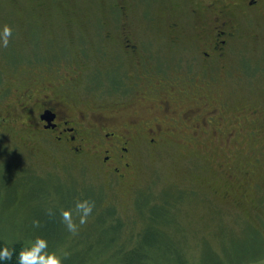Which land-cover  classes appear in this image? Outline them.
Masks as SVG:
<instances>
[{"label":"rangeland","instance_id":"1","mask_svg":"<svg viewBox=\"0 0 264 264\" xmlns=\"http://www.w3.org/2000/svg\"><path fill=\"white\" fill-rule=\"evenodd\" d=\"M222 1L230 6L234 0H0L2 111L33 81L57 83L61 73L78 68L76 89L66 92L79 109L101 111L118 128L137 117L151 120L173 87L170 102L178 112L206 96L228 114L262 113L246 120V132L232 140L227 121L216 138L179 126L156 146L136 140L132 169L120 182L92 156L73 160L30 138L12 107L17 123L0 133L1 237L27 239L41 249L45 244L37 241H46L62 264H120L139 247L147 226L137 207L147 201L148 217L168 207L160 227L164 242L188 264H264V0L252 21L228 8L241 25L238 37L227 58L205 70L204 31L197 23L205 5ZM128 31L137 45L133 55L125 53ZM189 77L200 83L183 90ZM162 80L165 86L158 85ZM209 80L217 81L206 87ZM52 182L101 193L122 227L112 223L118 227L111 231V222L94 223L89 211L67 218L65 208L56 212L40 203L42 195L53 199L47 195Z\"/></svg>","mask_w":264,"mask_h":264},{"label":"flooded vegetation","instance_id":"2","mask_svg":"<svg viewBox=\"0 0 264 264\" xmlns=\"http://www.w3.org/2000/svg\"><path fill=\"white\" fill-rule=\"evenodd\" d=\"M261 4L262 0H234L230 6L223 1L218 7L217 3L205 5L197 23L204 31L199 49L207 65L205 70L214 69L216 62L227 58L233 42L238 37L241 25L237 24L235 15L229 14L228 8L232 6L230 11L237 14L245 13L252 21V14L259 11ZM131 36L129 31L128 34L126 32L123 34L127 55L136 54L137 51V45ZM137 64L139 62L135 63V66ZM79 74V69L73 68L70 72L61 73L60 82L57 83L33 81L15 96L10 105L4 106L7 110L0 109V133L3 129L13 128L17 123L15 112L10 110L15 107L21 114L19 119L25 120L24 123L18 124L30 138L54 148L56 152L63 151V154H68L73 160L82 161L85 157L92 156L111 180L121 182L126 179L135 161L136 157L132 150L136 140L150 147L156 146L164 137L178 134L179 126L193 129V136L201 132H211L216 138L223 133L222 127L226 121L232 123L231 129L225 130L229 132L228 140H232L246 132L244 127L246 120L255 121L262 116L260 111L228 114L225 109L218 108L215 101L210 102L206 96L198 97L194 107L178 112L172 108L170 102L171 96L175 93L173 87L161 98L158 103L161 112L155 116L151 115L153 117L151 120L141 121L137 117V120L128 121L122 128H118L116 126L119 124H114L105 113L93 109L81 110L76 102H73V97L66 91L72 87L76 89L73 83ZM42 76L44 74H41ZM164 80L159 81L158 85L165 86ZM215 81L217 80H209L206 87ZM199 83V80L189 77L181 88L183 90L192 86L197 88ZM63 88L67 89L61 92ZM204 109L206 113L202 115L201 110Z\"/></svg>","mask_w":264,"mask_h":264},{"label":"trees","instance_id":"3","mask_svg":"<svg viewBox=\"0 0 264 264\" xmlns=\"http://www.w3.org/2000/svg\"><path fill=\"white\" fill-rule=\"evenodd\" d=\"M8 90L9 89L3 91L5 95L10 93ZM48 186V189L50 188L49 191L47 188L45 190L49 192L47 194L49 197H51L50 195H53V199H49L47 196L45 197V195H42L39 198V202L49 207H53L56 212L60 210V208H65L67 218H69L73 213H78L79 210L81 213L84 211L88 212L90 208L91 210L89 213L92 216H95L96 221H94V223L101 222L104 225H108V223L111 222L109 223L111 224V231L113 228H117L118 225L122 227L119 221H113L115 218H118L116 210L112 208V206L102 204L103 196L101 193H97L93 190L81 192L75 187L65 188L55 182H52V184ZM144 203L147 204V201ZM144 203L141 204L139 202L137 212L141 215L147 228L140 232L139 238L141 239V242L139 243V247L131 249V253L127 254L126 257H123L120 264H188L179 251H175L170 244L164 242L165 236L161 233L160 229L162 228L160 227L168 218V207L162 205L164 210L159 208L152 209L149 211L151 214L149 213L150 217H148L146 214L148 211L147 205ZM112 223L118 224L117 227H113ZM107 225L106 227L108 228ZM1 235L0 252L7 247L9 250L15 249V254L12 256L11 260L0 259V264H17V259L21 250L25 248L33 249V246H31L25 238V240L5 239L1 237ZM60 236L61 235L54 236L55 239L51 236V238L54 239L53 249L57 243L60 242ZM159 237H161L162 240L160 242ZM40 247L41 246L39 245L34 248L26 264H46L47 257L45 253L50 255L52 251L48 252L47 247L44 245L42 249ZM44 250H47V252L44 253ZM60 258L62 260V257ZM75 260L78 259L76 258Z\"/></svg>","mask_w":264,"mask_h":264},{"label":"clouds","instance_id":"4","mask_svg":"<svg viewBox=\"0 0 264 264\" xmlns=\"http://www.w3.org/2000/svg\"><path fill=\"white\" fill-rule=\"evenodd\" d=\"M5 33L7 34H11V27L10 26H5ZM91 209L89 208V211ZM86 220L85 219H81V223H85ZM34 225L36 227H39V221H35ZM70 230L75 231V227L73 226V228H71ZM39 243H44L46 246V241H42V240H38L37 244ZM36 247V245L33 246V249H28L25 248L23 250L20 251L18 259H17V264H26V262L29 259V256L31 254V252L34 250V248ZM15 254V249L9 250L7 247H5L3 249L2 252H0V259H5V260H11L12 256ZM46 257H47V261L46 264H62L61 258L56 256L54 253L53 254H47L45 253Z\"/></svg>","mask_w":264,"mask_h":264}]
</instances>
